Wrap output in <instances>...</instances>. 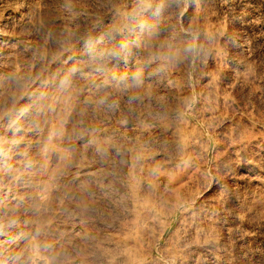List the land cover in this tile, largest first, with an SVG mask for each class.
<instances>
[{
	"label": "rangeland",
	"instance_id": "1",
	"mask_svg": "<svg viewBox=\"0 0 264 264\" xmlns=\"http://www.w3.org/2000/svg\"><path fill=\"white\" fill-rule=\"evenodd\" d=\"M251 1L0 0V264H264Z\"/></svg>",
	"mask_w": 264,
	"mask_h": 264
},
{
	"label": "bare ground",
	"instance_id": "2",
	"mask_svg": "<svg viewBox=\"0 0 264 264\" xmlns=\"http://www.w3.org/2000/svg\"><path fill=\"white\" fill-rule=\"evenodd\" d=\"M151 1H152V0H151ZM244 1H245V0H244ZM246 1H247V0H246ZM133 2H134V1H133ZM221 2H222V0H221ZM224 2H225V0H224ZM239 2H240V1H239ZM241 2H242V1H241ZM251 2H253V0H252ZM254 2H255V1H254ZM256 2H257V1H256ZM140 3H141V2H140ZM245 3H246V2H245ZM259 3H260V2H259ZM234 4H235V2H234ZM236 4H237V3H236ZM238 4H239V3H238ZM247 4H248V3H247ZM247 4H246V5H247ZM251 4H252V3H251ZM251 4H250V5H251ZM254 4H255V3H254ZM256 4H257V3H256ZM261 4H262V3H261ZM138 5H139V4H138ZM143 5H144V4H143ZM229 5H230V4H229ZM144 6H145V5H144ZM224 6H225V5H224ZM252 6H253V5H252ZM252 6H251V7H252ZM254 6H255V5H254ZM257 6H259V5H256V7H257ZM145 7H146V6H145ZM149 7H150V6H148V8H149ZM226 7H227V6H226ZM245 7H246V6H245ZM247 7H248V6H247ZM141 8H142V6H141ZM141 8H139V9L141 10ZM148 8H147V9H148ZM248 8H249V7H248ZM144 9H145V8H144ZM197 9L199 10V7H197ZM197 9H193V10H197ZM254 9H256V8L254 7ZM136 10H137V9H136ZM140 10H139V11H140ZM142 10H143V9H142ZM156 10H157V9H156ZM244 10L246 11V9H244ZM257 10H258V9H257ZM257 10H256V11H257ZM146 11H147V10H146ZM146 11H145V13H146ZM149 11H150V10H149ZM247 11H248V14H249V15H252V17H254V15L257 14L256 12H255V13H254V12L251 13V10H250V12H249V9H248ZM247 11H246V12H247ZM258 11H259V10H258ZM246 12H244V13H246ZM147 13H148V12H147ZM136 14H137V13H136ZM143 14H144V13H143ZM154 14H155V13H154ZM197 14H200V13H197ZM242 15H243V14H242ZM246 15H247V14H246ZM132 16H133V15H132ZM138 16H139V15H138ZM138 16H137V17H138ZM141 16H142L141 18L144 17L143 15H141ZM158 16H159V15H158ZM255 16H256V15H255ZM247 17H248V16H247ZM250 17H251V16H250ZM130 18H131V17H130ZM139 18H140V17H139ZM141 18H140V20H141ZM144 18H146V15H145ZM149 18H150V17H149ZM155 18H156V17H155ZM157 18H158V17H157ZM135 19H136V18H135ZM147 19H148V18H147ZM153 19H154V18H153ZM126 20H127V19H126ZM133 20H134V19H133ZM140 20H138V21H139L138 24H140ZM142 20H143V19H142ZM144 20H145V19H144ZM145 21H146V20H145ZM167 21H168V20H167ZM117 22H118V21H117ZM121 22H122V21H121ZM125 22H126V21H125ZM125 22H124V23H125ZM133 22H134V21H133ZM143 22H144V21H143ZM156 22H157V21H156ZM156 22H155V24H156ZM161 22H163V21H161ZM168 22H169V21H168ZM114 23H115V22H114ZM145 23H146V22H145ZM159 23H160V22H159ZM159 23H158V24H159ZM163 23H164V22H163ZM136 24H137V23H136ZM155 24H154V25H155ZM148 25H149V24H148ZM161 25H162V24H161ZM161 25H160V26H161ZM163 25H164V24H163ZM134 26H135V25H134ZM140 26H141V25H140ZM140 26H139V27H140ZM142 26H144V25H142ZM150 26H151V25H150ZM125 27H126V26H125ZM139 27H138V28H139ZM152 27H153V28H152ZM154 27H155V26H151V27H149V28L155 30ZM162 27H164V26H162ZM124 29H125V28H124ZM136 29H137V28H136ZM120 30H121V29H120ZM128 30H129V29H128ZM131 30H132V29H131ZM153 30H151V31H153ZM132 31H133V30H132ZM132 31H131V32H132ZM128 32H129V31H128ZM128 32H127V33H128ZM148 33L150 34V31H148V29H147L146 27H140V28L137 29L134 33H132V34H133V38H132V39L135 40V41H137L136 44L134 43L135 46H133V50H140V51L143 52V50H144V49H143V46H144L143 44H145V43H143V42H144V41H143V42H142L143 44L141 45V41H142V40L148 35ZM132 34H131V35H132ZM150 35H151V34H150ZM148 37H150V36L148 35ZM99 38H101V37H99ZM104 38H105V37H104ZM104 38H103V39H104ZM150 38H151V37H150ZM150 38H148V39H150ZM145 39H146V38H145ZM148 39H147V40H148ZM95 40H96V38H95ZM104 40H106V39H104ZM147 40H146V41H147ZM130 41H131V40H130ZM135 41H134V42H135ZM102 42H104V41H101L100 39H98V40L96 41V43L94 44V45H95L94 47H99V46L101 45ZM105 42H106V41H105ZM132 42H133V41H132ZM93 43H94V42H93ZM103 44H104V43H102V45H103ZM107 44H108V43H107ZM107 44H105V45L107 46ZM134 44H133V45H134ZM91 45H92V44H91ZM124 45H125V44H124ZM130 45H131V44H130ZM100 47H101V46H100ZM108 47H109V46H108ZM124 47H125V46H124ZM121 48H123V47H121ZM125 48H126V47H125ZM127 49H128V47H127ZM91 50H92V49H91ZM97 50H98V48H97ZM102 50H103V48H102ZM110 50H111V49H110ZM125 50H126V49H125ZM129 50H130V49H129ZM129 50H127V51L129 52ZM98 51H99V50H98ZM98 51L95 52V53H98V54H99ZM106 51H107V50H106ZM106 51H105V52H106ZM123 51H124V49H123ZM130 51H131V50H130ZM105 52H104V53H105ZM137 52L139 53V51H137ZM101 53H103V52L101 51ZM124 53H125V51H124ZM124 53H123V54H124ZM131 53H133V51H132ZM134 53H136V52L134 51ZM127 54H128V53H127ZM127 54H126V55H127ZM128 55H129V56H128ZM128 55H127V56H128L127 59L125 58L126 56L124 57V58H125V61H126L125 63H127L128 61L130 62V60L132 61V60L134 59L133 56H131V54H128ZM133 55L136 57L135 54H133ZM123 56H124V55H123ZM149 57H150V56H149ZM155 57H156V56H155ZM121 58H122V57H121ZM124 58H123V60H124ZM144 58H145V57H144ZM140 59H141V58H140ZM140 59H139V60H140ZM142 59H143V58H142ZM156 59H157V57H156ZM136 60H137V58H136ZM136 60H135V61H136ZM151 60H152V59H151ZM154 60H155V59H154ZM159 60H160V59H159ZM133 62H134V60H133ZM138 62H139V61H138ZM138 62H137V63H138ZM152 62H153V61H152ZM155 62H157V60H156ZM123 63H124V62H123ZM157 63H159V62H157ZM129 64H130V63H129ZM134 64H135V63H134ZM140 64H141V63H140ZM140 64H139V65H140ZM148 64H149V63H148ZM136 65H137V64H136ZM136 65H135V67H136ZM139 65H138V66H139ZM141 65H142V64H141ZM128 67H129V66H128ZM133 67H134V66H133ZM141 67H142V66H141ZM143 67H144V66H143ZM137 68H138V67H137ZM139 69H140V68H139ZM130 70H132V69H130ZM140 71H141V70H140ZM132 72H133V71H132ZM135 72H136V71H135ZM135 72H134V73H135ZM100 73H101V72H100ZM98 74H99V73H98ZM94 76H95V75H94ZM94 76H93V78H94ZM131 76H132V74H131ZM101 77H102V76H101ZM118 77H119V76H118ZM104 78H105V77H104ZM96 79H97V78H96ZM98 79H100V77H98ZM98 79H97V80H98ZM105 80H106V78H105ZM125 80H126V79H125ZM94 81H95V80H94ZM100 81H101V80H100ZM106 81H107V80H106ZM103 82H104V81H103ZM98 83H100V82H98ZM141 127H142V126H141ZM167 128H168V127H167ZM167 128H166V129H167ZM170 128H172V127H170ZM134 129H135V128H134ZM144 129H145V128H144ZM172 129H173V128H172ZM172 129H171V130H172ZM169 130H170V129H169ZM171 130L168 131V132H171V133H172V132L174 131V130H173V131H171ZM137 133H139V132H137ZM166 133H167V132H166ZM168 135H169V134H168ZM171 178H172V177H171ZM169 179H170V178H169ZM166 180H167V179H166ZM176 180H177V179H176ZM172 182H173V181H172ZM170 183H171V182H170ZM209 251H211V249H210ZM212 251H213V250H212ZM212 251H211V252H212ZM211 252H210V253H211ZM212 254H213V253H212Z\"/></svg>",
	"mask_w": 264,
	"mask_h": 264
}]
</instances>
